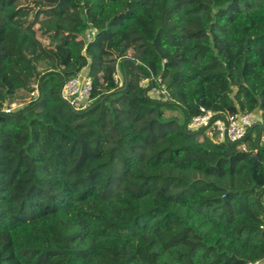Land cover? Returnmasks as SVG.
Masks as SVG:
<instances>
[{
	"label": "trees",
	"instance_id": "16d2710c",
	"mask_svg": "<svg viewBox=\"0 0 264 264\" xmlns=\"http://www.w3.org/2000/svg\"><path fill=\"white\" fill-rule=\"evenodd\" d=\"M199 108L255 122L220 143ZM263 138L264 0H0V264L264 262Z\"/></svg>",
	"mask_w": 264,
	"mask_h": 264
},
{
	"label": "built area",
	"instance_id": "2783aa9c",
	"mask_svg": "<svg viewBox=\"0 0 264 264\" xmlns=\"http://www.w3.org/2000/svg\"><path fill=\"white\" fill-rule=\"evenodd\" d=\"M94 36V31L87 34V38L91 39ZM115 83L122 86L123 82L117 73L114 75ZM149 80H143L140 85L145 86ZM160 84V80L157 81ZM92 84L86 73H79L77 76L68 80L58 93L59 98L70 109L75 112H82L91 105ZM151 94L156 96H163L167 98L164 85L159 88H152ZM38 96L37 88L30 93L25 103L35 100ZM21 105L11 103L3 109L5 114H10ZM255 122L253 113L233 114L225 118L218 117L217 114L211 110L199 108V114L191 119L187 124V130H204L205 136L213 141L220 143H236L241 141L247 134L249 128ZM264 140V138H263ZM248 264H264V262H253Z\"/></svg>",
	"mask_w": 264,
	"mask_h": 264
},
{
	"label": "rangeland",
	"instance_id": "374dc122",
	"mask_svg": "<svg viewBox=\"0 0 264 264\" xmlns=\"http://www.w3.org/2000/svg\"><path fill=\"white\" fill-rule=\"evenodd\" d=\"M64 24L66 25V27H67V29L69 28V25L66 23V22H64ZM11 101H13V102H15V103H17V104H20L21 106L22 105H24L25 104V99H21V98H18V97H15L14 99H12ZM166 116L167 117H175V118H180V115H179V113L177 112V111H173V112H171V111H167L166 112Z\"/></svg>",
	"mask_w": 264,
	"mask_h": 264
},
{
	"label": "water",
	"instance_id": "95a60500",
	"mask_svg": "<svg viewBox=\"0 0 264 264\" xmlns=\"http://www.w3.org/2000/svg\"><path fill=\"white\" fill-rule=\"evenodd\" d=\"M125 60H126V59H122V60H121V63H124V62H125ZM119 91H120V90H119Z\"/></svg>",
	"mask_w": 264,
	"mask_h": 264
}]
</instances>
